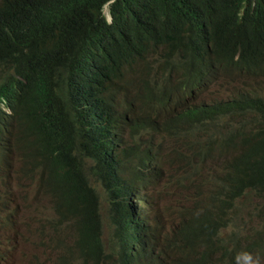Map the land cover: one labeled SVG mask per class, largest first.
Instances as JSON below:
<instances>
[{
    "label": "clouds",
    "instance_id": "obj_1",
    "mask_svg": "<svg viewBox=\"0 0 264 264\" xmlns=\"http://www.w3.org/2000/svg\"><path fill=\"white\" fill-rule=\"evenodd\" d=\"M240 11H249L256 20L243 30L227 36L234 57L258 52L264 47V0H232ZM162 16L150 26L140 20L154 9ZM117 9L124 32L132 45L125 58L119 43L102 25L111 23L110 11ZM186 0H106L99 12L102 22H88L92 29L80 33L100 48L102 56H116L115 74L130 81L127 95L129 117L119 127L104 116L92 119V127L104 146L94 149L82 133L69 132L58 126L42 142V151L65 148L67 155L39 164L38 155L27 148H6L0 139V264L9 258L18 222L14 214L20 207L24 187L44 198L48 214L34 219L37 237L56 250L53 264H262L252 247L264 250V229L257 230L249 244L239 245L237 229L247 222L236 221L237 202L252 194L260 200L256 211L264 213V152L253 173V183L238 185L227 158L211 139L185 140L177 149L167 171L171 182L163 176L156 181L148 172L137 173L128 163L117 161L114 150L131 145L129 119L149 110L143 99L169 113H178L202 100L208 90L205 62L188 47H173L170 39L173 24L165 12L183 14ZM160 40V44L156 43ZM72 86L56 97L64 112L71 104ZM11 108L0 95V131L10 120ZM80 161L94 169L73 176L67 165ZM218 171L228 182L230 195L225 210H214L212 220L194 244L185 245L175 238L182 221L179 207L185 209L195 195L200 174ZM146 180L139 185L136 178ZM175 181L183 184L177 186ZM185 196L178 199V194ZM188 199V201H186ZM182 205H185L182 207ZM264 225V220L262 222ZM169 241V243H166Z\"/></svg>",
    "mask_w": 264,
    "mask_h": 264
},
{
    "label": "trees",
    "instance_id": "obj_2",
    "mask_svg": "<svg viewBox=\"0 0 264 264\" xmlns=\"http://www.w3.org/2000/svg\"><path fill=\"white\" fill-rule=\"evenodd\" d=\"M105 1L0 0V95L12 112L0 131L7 149H31L41 164L67 155L65 148L42 151L43 140L56 126L69 132V140L75 132L84 134L94 149L104 143L92 127L93 118L104 116L125 127L130 81L121 75L107 77L104 73L115 74L118 57L102 56L96 43L80 36L92 29L88 22L104 23L99 10ZM162 14V9H154L140 21L150 26ZM110 16L111 23L101 28L129 58L132 45L121 14L112 9ZM164 16L173 24L171 45L188 47L205 62L208 90L202 100L175 114L143 99L149 110L139 120L129 119L133 141L114 150L117 161L159 181L182 142L211 139L227 158L235 182L242 187L253 183L264 152V47L235 58L227 36L243 30L256 16L240 11L232 0H186L185 13ZM71 86V104L62 112L56 97ZM67 168L75 177L94 169L80 161ZM136 182L147 181L137 177ZM227 195L228 182L218 171L201 173L188 208L179 207L182 221L175 238L194 244L213 211L228 207Z\"/></svg>",
    "mask_w": 264,
    "mask_h": 264
},
{
    "label": "rangeland",
    "instance_id": "obj_3",
    "mask_svg": "<svg viewBox=\"0 0 264 264\" xmlns=\"http://www.w3.org/2000/svg\"><path fill=\"white\" fill-rule=\"evenodd\" d=\"M163 178L171 182L170 172L165 171ZM185 193L178 194V199L184 198ZM260 200L252 194L242 196L237 205L236 221L239 224L247 222V225L240 226L237 231L240 235L239 245L241 248L247 246L254 237L257 230L264 229L262 224L264 213L256 211ZM20 207L14 214L18 225L16 230L21 234L15 238L9 250V258L5 264H53L56 257V250L50 247L44 248L48 241H42L37 237V230L34 219L40 214H48V205L44 198L35 196L30 187H24L19 198ZM185 205H182L184 207ZM252 251L264 264V250L252 247ZM221 264V262H220ZM224 264H229V259Z\"/></svg>",
    "mask_w": 264,
    "mask_h": 264
}]
</instances>
